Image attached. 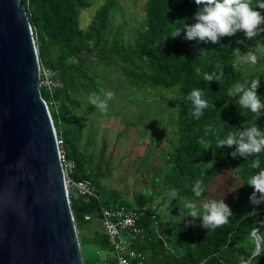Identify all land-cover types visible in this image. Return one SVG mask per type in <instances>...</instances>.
I'll return each instance as SVG.
<instances>
[{
  "label": "trees",
  "instance_id": "1",
  "mask_svg": "<svg viewBox=\"0 0 264 264\" xmlns=\"http://www.w3.org/2000/svg\"><path fill=\"white\" fill-rule=\"evenodd\" d=\"M21 2L41 70L59 81L52 90L42 83L40 91L74 163L70 176L90 180L94 191L69 192L78 237L92 252L84 264H117L100 218L101 206L113 204L141 213L142 231L131 246L142 264H264V65L240 59L251 37L264 45V0H146L133 26L121 15L115 23L116 0H104L85 29L79 15L93 0ZM104 66H116L129 87L174 97L166 196L159 201L148 187L124 196L103 182L105 142L96 154V131L84 124L78 99L103 90L95 67ZM228 171L239 182L231 197L206 202Z\"/></svg>",
  "mask_w": 264,
  "mask_h": 264
},
{
  "label": "water",
  "instance_id": "2",
  "mask_svg": "<svg viewBox=\"0 0 264 264\" xmlns=\"http://www.w3.org/2000/svg\"><path fill=\"white\" fill-rule=\"evenodd\" d=\"M41 82L26 8L0 0V264H84Z\"/></svg>",
  "mask_w": 264,
  "mask_h": 264
},
{
  "label": "rangeland",
  "instance_id": "3",
  "mask_svg": "<svg viewBox=\"0 0 264 264\" xmlns=\"http://www.w3.org/2000/svg\"><path fill=\"white\" fill-rule=\"evenodd\" d=\"M103 1L93 0L92 6L81 12V28L85 29L89 25ZM145 1L116 0L114 22H120L122 16L128 22L127 26L136 24L143 16ZM262 29L264 32V27ZM250 40L254 44H249V51L242 52L240 59H251L252 68H257L264 65V45L258 43L257 36ZM95 68L99 79L105 82L103 90L96 95L80 94L78 101L81 103L84 124L88 122V129L91 127L96 131V154L99 146L102 147L101 142H105L99 159L103 182L112 184L124 196L138 193L139 186L148 187L149 193L154 194L155 200L159 201L166 196V191H163V176L169 170L165 160L166 155L171 152L170 134L174 129L171 122L176 112L174 97L165 90L129 87L118 74L116 66ZM127 127L129 128L122 132ZM154 160L162 163H153ZM238 184L233 172L220 175L214 181L212 193L206 202L227 201ZM82 237L83 234L79 232L83 257L91 258V248L84 246ZM105 253L101 252V255Z\"/></svg>",
  "mask_w": 264,
  "mask_h": 264
},
{
  "label": "built area",
  "instance_id": "4",
  "mask_svg": "<svg viewBox=\"0 0 264 264\" xmlns=\"http://www.w3.org/2000/svg\"><path fill=\"white\" fill-rule=\"evenodd\" d=\"M41 76V84L43 83L45 87L52 90L59 85L58 79L54 78L51 71L43 69L41 70ZM57 142L68 192L74 191L80 194L92 195L94 191L90 180L86 178L74 180L70 176V168L74 166V163L65 156L61 149L62 141L58 136ZM100 214L102 230L113 249L117 264H142L143 256L131 246V238L142 231V228L137 224L141 213L130 205L113 204L101 206ZM88 218L86 216V219Z\"/></svg>",
  "mask_w": 264,
  "mask_h": 264
}]
</instances>
